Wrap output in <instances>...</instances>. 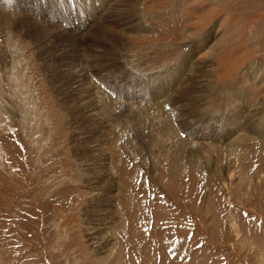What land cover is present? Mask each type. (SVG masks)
Returning <instances> with one entry per match:
<instances>
[{"label":"rangeland","instance_id":"1","mask_svg":"<svg viewBox=\"0 0 264 264\" xmlns=\"http://www.w3.org/2000/svg\"><path fill=\"white\" fill-rule=\"evenodd\" d=\"M0 1V264H264V0Z\"/></svg>","mask_w":264,"mask_h":264},{"label":"bare ground","instance_id":"2","mask_svg":"<svg viewBox=\"0 0 264 264\" xmlns=\"http://www.w3.org/2000/svg\"><path fill=\"white\" fill-rule=\"evenodd\" d=\"M1 2V1H0ZM5 4H7V3H5ZM6 5H4L3 4V7H5ZM3 7H2V9H3ZM5 9V8H4ZM7 9V8H6ZM4 14V13H3ZM27 16V15H26ZM26 16H22V17H20L19 19H20V22H19V24L22 26V27H26L27 25V23H28V18L26 17ZM7 19H8V17H6ZM10 20H11V18H9ZM8 19V20H9ZM4 20V19H3ZM31 20V19H30ZM46 22V21H45ZM31 28V27H30ZM113 30V29H112ZM39 32V31H38ZM28 33V32H27ZM69 34V33H68ZM122 35V34H121ZM125 38V37H124ZM209 55V54H208ZM194 58V57H193ZM204 58V57H203ZM207 58V57H206ZM186 61V60H185ZM189 62H190V60H189ZM188 63V62H187ZM184 64V63H183ZM191 64V63H190ZM202 65H205L206 66V64H202L201 63V61H200V59H199V61H197L196 63H195V66H194V70H196V71H199V70H197V69H200L201 67H202ZM203 68H205V67H203ZM207 69V68H206ZM202 74V73H201ZM197 75V74H196ZM79 77V76H78ZM80 77H84V78H79V80H78V83H79V86L81 87V89H82V93H83V96L84 97H86V98H88L89 99V103H90V106H89V110L92 112H94V110L96 111V109H99V106L97 105V103H96V100L94 99L95 97L93 96V94L91 93V88L88 86V84H86L87 86L86 87H84V82H85V79H86V76H84L83 74H80ZM193 80V79H192ZM189 81H190V79H189ZM194 81V80H193ZM192 84V83H191ZM199 85V83L197 84V85H195V86H198ZM187 86L189 87V84H187ZM191 86V85H190ZM200 89V88H199ZM104 92V91H103ZM206 98V97H205ZM110 101V100H109ZM99 103V102H98ZM101 107V106H100ZM110 109V108H109ZM155 110V109H154ZM157 110V109H156ZM162 110V109H161ZM167 110V109H166ZM165 110V111H166ZM187 110V109H186ZM106 112V111H105ZM138 114V113H137ZM168 114H169V112H168ZM105 116V115H104ZM136 116V115H135ZM107 117V116H106ZM159 117V116H158ZM136 118V117H135ZM140 118V117H139ZM154 118V117H153ZM166 118V117H165ZM170 118H172V117H170ZM170 118H168V119H170ZM173 119V118H172ZM174 119H175V117H174ZM173 119V120H174ZM157 120V119H156ZM154 121V120H153ZM166 121V120H165ZM168 121V120H167ZM144 123H146V122H144ZM171 123V122H170ZM169 123V124H170ZM140 124V123H139ZM172 124H173V122H172ZM172 124H171V126H167L168 128H166L161 134L159 133V132H157V133H155V134H153L154 135V138L155 139H157V141L158 142H156L157 144H160L161 145V147H159V148H161V151L162 152H168V154L170 155V157H169V159H168V161H170V162H168L169 164H170V168L171 169H173V170H175V171H177V170H180V169H182V166L181 165H183L182 163H180L179 161H181L182 159L179 157V156H189V158H195V160H192V164L193 165H197V162H199V160L200 159H204V157L206 156V155H203L201 152H199L197 149H195L194 148V146H192L193 148H191L190 146V148H187V147H184V146H181V145H183V144H185L186 142H188V141H184V140H181V138H178L177 136H178V133H177V135H176V132H177V130L176 129H174L173 128V126H174V124H173V126H172ZM149 125V124H148ZM189 125V124H188ZM135 126H137V124L135 125ZM139 126V125H138ZM177 126V125H176ZM164 127V126H163ZM175 127V126H174ZM160 128H162V127H160ZM178 129V128H177ZM109 130V129H108ZM156 130V129H155ZM163 130V129H162ZM110 131H108V133H109ZM107 134V133H106ZM110 134V133H109ZM163 135H165V136H168L166 139H163ZM243 135V134H242ZM180 137V136H179ZM108 138V137H107ZM106 138V140H108ZM165 138V137H164ZM176 138H178V139H180V140H178V141H176ZM246 138V137H245ZM100 140H102V139H100ZM111 140V139H110ZM120 138L119 139H116V141H114L115 143H116V145L117 144H120ZM189 140V139H188ZM216 140V139H215ZM131 141V140H130ZM129 140L127 141V142H130ZM167 141V143L168 144H164V146L162 145V143L164 142H166ZM177 142L176 144H174V142ZM199 141V140H198ZM241 140H237V141H233V142H240ZM109 142V141H108ZM108 142H107V145H108ZM122 142V141H121ZM160 142V143H159ZM233 142H231L232 143V147L235 149L236 148V145H233ZM155 143V144H156ZM180 145H179V144ZM193 142H191L190 144H192ZM101 144V143H100ZM129 144V143H128ZM198 144V143H197ZM110 145V144H109ZM95 146H97L96 144H95ZM100 147H101V145H99ZM156 146V145H155ZM231 146V145H230ZM104 147V146H103ZM112 147V146H111ZM120 147V146H119ZM239 147H241L240 145H239ZM247 147V146H246ZM109 148V147H108ZM233 148H232V150H233ZM96 149H98V147H96ZM109 149H111V148H109ZM237 149V148H236ZM235 149V150H236ZM106 149H104V151H105ZM139 150H140V148H139ZM222 151H224V150H222ZM102 152V151H101ZM140 152V151H139ZM143 152V151H142ZM202 152H204V150L202 151ZM225 152H227L226 150H225ZM235 152V151H234ZM231 153V152H230ZM101 154V153H100ZM104 154V153H103ZM102 154V155H103ZM234 154V153H233ZM102 155H100V156H102ZM168 155V156H169ZM229 155V154H228ZM212 156V155H211ZM207 157H208V155H207ZM244 157V156H243ZM103 158V157H102ZM188 158V159H189ZM241 158V157H240ZM135 159V158H134ZM210 160H211V157L209 156V158H208V163L210 162ZM102 165V164H101ZM104 166H106V163H104ZM101 167V166H100ZM114 167V166H113ZM184 169V168H183ZM240 169V168H239ZM109 171V170H108ZM243 171V170H242ZM241 171V172H242ZM96 172H97V170H96ZM95 172V173H96ZM238 172V171H237ZM240 172V173H241ZM100 173V172H99ZM103 174V173H102ZM232 174V173H231ZM98 175V174H97ZM112 175V174H111ZM238 175V174H237ZM241 175V174H240ZM106 177H108V176H106ZM116 177V176H115ZM110 178V177H109ZM114 179V178H113ZM245 180V179H244ZM115 183V182H114ZM116 184V183H115ZM113 185V184H112ZM113 187V186H112ZM112 187H106L107 189H111ZM106 189V190H107ZM108 194H109V192H108ZM107 195V194H106ZM110 201V200H109ZM107 205V204H106ZM116 221H118V220H116ZM236 225V224H235ZM236 228H239L238 226H235ZM239 231V230H238ZM239 233H241V232H239ZM99 238V237H98ZM102 243V242H101ZM104 245H105V243H104ZM262 258V257H261Z\"/></svg>","mask_w":264,"mask_h":264},{"label":"crops","instance_id":"3","mask_svg":"<svg viewBox=\"0 0 264 264\" xmlns=\"http://www.w3.org/2000/svg\"><path fill=\"white\" fill-rule=\"evenodd\" d=\"M234 97H235V99H237L238 96L236 95V96H234ZM240 143H241V142H236V143L233 142V145H236V148H237V149L235 148L236 150H235L234 148H233V150H232V144H230L231 146L229 145V146L227 147V152H228V154L231 155V154L237 152V151L239 150V148H240V147H239ZM222 150H224L223 152H225V149H222ZM234 151H235V152H234ZM230 152H231V153H230ZM239 157H240V156H239Z\"/></svg>","mask_w":264,"mask_h":264},{"label":"snow or ice","instance_id":"4","mask_svg":"<svg viewBox=\"0 0 264 264\" xmlns=\"http://www.w3.org/2000/svg\"><path fill=\"white\" fill-rule=\"evenodd\" d=\"M181 135L183 136V135H184V133L182 132V133H181Z\"/></svg>","mask_w":264,"mask_h":264}]
</instances>
